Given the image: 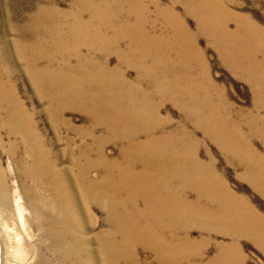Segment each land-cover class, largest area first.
<instances>
[{"label":"bare ground","instance_id":"6f19581e","mask_svg":"<svg viewBox=\"0 0 264 264\" xmlns=\"http://www.w3.org/2000/svg\"><path fill=\"white\" fill-rule=\"evenodd\" d=\"M149 3L85 0L72 18L47 8L33 19L32 28H43L50 39L27 43L20 57L39 95L50 102L52 129L57 133L61 114L72 108L106 133L80 147L77 156L73 150L66 156L51 148L60 136L55 142L48 138L0 72V150L13 160L5 169L0 159V217L14 210L31 239L41 227L50 255L38 250L36 264H53V259L60 264H143L139 247L154 252L164 264H243L235 246L222 247L220 257L203 263L209 241L191 239L188 232L196 225L236 239L252 232L264 249V220L222 182L213 162L199 158V142L186 127L192 124L196 132L203 130L219 142L264 193V156L243 133L250 123L264 140V116L247 115L243 123L234 120L232 106L198 48L202 34L226 66L252 83L258 94L256 108L262 111L264 28L235 14L224 0H185L188 15L197 20L195 34L177 14L175 3L158 6L157 21ZM85 10L89 20L83 18ZM112 53L119 57L116 70L108 63ZM43 59L49 64L41 66ZM128 67L137 69L136 82L123 77ZM164 101L175 104L187 118L173 130L168 129L174 123L171 117L160 115ZM4 131L15 139L9 146L1 138ZM18 139L25 154L21 158ZM72 140H67L69 146ZM105 140L121 145L120 158L106 156ZM66 159L72 167L60 168ZM95 167L102 168L98 180L90 177ZM8 172L14 174L13 184ZM29 179L34 186L28 185ZM191 195L196 200H190ZM94 203L109 211L112 227L96 237L98 248L85 235Z\"/></svg>","mask_w":264,"mask_h":264},{"label":"rangeland","instance_id":"374dc122","mask_svg":"<svg viewBox=\"0 0 264 264\" xmlns=\"http://www.w3.org/2000/svg\"><path fill=\"white\" fill-rule=\"evenodd\" d=\"M93 1L99 3V0ZM184 1L185 0H146V2H150L149 4L152 5H150V9L152 18H154L155 21L158 20L156 13L158 6L167 8L175 3L177 14L184 17L190 30L197 34V20L193 16L188 15ZM84 2L85 0L82 2L81 0H0V72H5L10 88L13 87V89H15L20 102L22 104L25 103L23 105L28 112L31 113L35 121L38 122L39 128L48 132V138L54 141V139H58L57 137L60 136L59 142L54 147L51 146V148H54L55 152L57 149L65 153L66 156H70L72 152L76 156L79 155V151L84 144H92L94 142V137H104L106 133L102 129H95L93 121L85 113L72 108L66 109V111L61 114L59 119L61 124L60 129H58L56 133L51 127L53 120L50 110H48L50 102L47 98L39 95L33 80L30 79V75L27 72V62L20 57V50H25L28 44L31 45L35 41H48L50 39V36H48V33L44 31L43 28H32L34 26L33 19L36 18L42 9L54 8L67 14L69 18H72V15L76 14L80 5L83 6ZM151 2H153V4ZM224 2L226 6L238 16L250 17L259 26L264 28V0H224ZM83 18L85 20L90 19L89 10L83 12ZM158 27L160 28V25H158ZM234 28L235 23H232V29ZM127 43V41L124 43V47ZM198 48L205 55L213 80L217 83L218 87L222 89L226 99L232 106L234 120L238 123H243L247 115V117L254 114L264 116V109L258 111V108H256L258 94L252 83L241 78L226 66L217 48L202 34L198 35ZM87 51L88 49L86 47L82 48L83 53ZM261 58H263V56H261ZM46 61L47 59H43L40 65H48L49 61ZM108 63L113 70H116L119 65V57L115 53L110 54L108 56ZM134 68L135 67H128L122 70L123 77L130 82H136L138 80L139 73L137 69ZM143 87L148 88L146 84H143ZM157 101L161 102L160 99ZM162 104L160 115L163 117H171L174 122L170 125V128H168L169 130L175 129L177 124L180 123L181 125L182 121L187 119L185 118V114L172 102L164 101ZM186 127L187 129L189 128V131L196 138L197 142H199V147L196 149L199 158L205 163L213 162L216 173L222 182L226 183L231 191L248 201L258 217L264 220V193L244 176V167L238 166L235 157L231 156L220 147L221 145L219 142L209 137L203 130L199 129L198 132H196L192 124H188ZM243 133L248 137L250 144L257 153L264 156V140L255 132L250 123L244 125ZM1 138L7 146L11 144V141H15V139L10 138L6 131L1 133ZM68 139H73V144H71V146L68 145ZM17 144L21 158L25 155L24 148L20 140ZM103 145L105 154L109 159L116 160L120 158V144L105 140L103 141ZM92 157L96 159L97 155L93 154ZM0 159L5 169H8L9 165L13 162L12 158L2 149L0 150ZM64 167H72L68 159L60 165V168ZM79 170L80 169H74V173H80ZM11 174L9 173V181L10 184H13L14 174ZM101 175V167H95L90 172V177L94 180L100 179ZM27 183L31 186L35 185L30 179L27 180ZM73 187L75 188L74 185ZM75 189L77 190V186ZM78 197H80L79 193ZM196 198V195H191L190 200H196ZM91 205V221L89 219V227L85 235L92 240V246L98 248L99 242L96 237L101 233H107L112 227L108 220L109 211L103 207H98L95 203ZM11 212L8 216L7 213L2 212L0 217V264H36L39 260L38 250H43L48 257L50 253L48 249L45 248L41 227L39 226L40 229L36 238L34 237L31 239L26 234L18 216L14 214V210ZM10 214L12 216H10ZM31 216L32 214L28 215V217ZM30 220L32 221V218ZM188 233L193 241L199 243L209 241L206 245V254L203 263H209L217 257H220L223 251L222 247L232 248L235 246V250L240 253L242 257L243 264H264V249L260 246L258 241L254 239L251 234L252 232L239 237L240 239H236L234 236L226 235V232L220 231L219 229L207 231L196 225L193 226ZM137 255L143 264H164L157 258L154 252L145 250L141 247L137 249ZM49 258H51V256ZM53 261V264H60L56 262L55 259H53ZM221 263L218 262V264ZM187 264H193V262L190 261Z\"/></svg>","mask_w":264,"mask_h":264}]
</instances>
